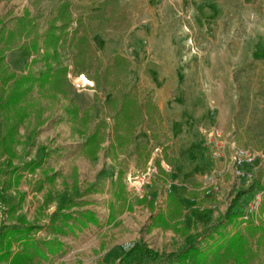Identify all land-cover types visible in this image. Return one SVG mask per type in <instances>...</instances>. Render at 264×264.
Segmentation results:
<instances>
[{"label": "rangeland", "instance_id": "obj_1", "mask_svg": "<svg viewBox=\"0 0 264 264\" xmlns=\"http://www.w3.org/2000/svg\"><path fill=\"white\" fill-rule=\"evenodd\" d=\"M64 1L70 3L71 25L68 43L58 48V65L67 69V96L34 88L19 103L23 120L0 112L3 132L13 121L16 128L15 145L0 152V264H135L122 259L135 242L162 254L175 252L187 233L201 232L239 189L249 190L254 182L260 188L246 193L240 209L264 215V0H118L129 26L117 30L104 24L90 36L102 64L84 72L73 68L70 35L77 16L93 14L102 0H0V50L6 55L0 73L1 68L14 74L44 68L41 36ZM24 13L39 35L34 52L33 35L24 36L16 22ZM7 31L14 38L7 39ZM114 54L130 65L117 82H107L100 74ZM128 91L136 92L143 107L151 102L154 119L142 120L130 141L120 145L113 128L116 108L107 103ZM70 97L80 116L90 115L87 131L104 121L94 160L82 149L87 133L74 129L86 127L72 124L65 111L72 106ZM143 136L147 142L137 143ZM164 142L178 157L175 164L163 158ZM233 146L251 151L252 161L242 166L251 177L235 173ZM189 168L206 186L176 185ZM169 192L178 198L179 210ZM90 211L96 223L83 221L81 214ZM73 218L82 243L65 245L56 255L53 247L49 259L38 255L37 245L44 241L34 238L67 231L71 237L63 227ZM87 221L93 224L84 227ZM9 229L20 233L9 239ZM23 252L29 259L15 263L14 255ZM251 264H264V247Z\"/></svg>", "mask_w": 264, "mask_h": 264}, {"label": "trees", "instance_id": "obj_2", "mask_svg": "<svg viewBox=\"0 0 264 264\" xmlns=\"http://www.w3.org/2000/svg\"><path fill=\"white\" fill-rule=\"evenodd\" d=\"M118 0H102L100 8L93 14L86 16H77L76 26L71 32L72 46L75 52L72 55V65L76 71L84 72L91 69L95 64H102L97 57V51L90 41V36L102 28L104 24L118 27L120 24L129 26L127 21L125 6L117 5ZM70 3L64 1L57 6V13L47 22V27L43 32L42 44L44 47V68L37 73L28 71L26 73L14 74L8 73L5 68L0 73L1 97L0 112L5 111L9 114L8 118H15L21 121L25 115V108L19 107V103L25 102L28 94L34 88L41 91V94L51 93L53 97L57 94L67 96L66 90V68L59 67L58 48L63 42H67L68 28L71 25L69 14ZM84 19V20H83ZM84 21V22H83ZM21 33L27 38L32 34V43L29 47L33 52L37 48L38 33L35 25L31 22L28 14H23L16 19ZM117 30H122L120 27ZM7 39L14 38L12 31H7ZM9 47V41H7ZM55 49L52 50L51 47ZM58 46V47H57ZM18 49H27L20 46ZM52 55V58L50 57ZM5 53L0 50V62L4 60ZM58 65V66H57ZM129 60L120 54H114L107 58L103 71L100 74L104 81L117 82L120 76L127 72L129 68ZM3 67V66H2ZM62 75H60V73ZM9 80H13L10 89L5 90ZM71 105H66L65 111L70 117L71 123H76L86 127L81 129L73 127L80 134L87 133L83 142V151L91 158L96 159L97 152L102 142L100 133L104 121H101L90 131H87L90 115L88 112L79 115V110L70 97ZM151 102H147L145 107L141 105L139 96L135 91L118 93L112 96L107 103L110 108L115 109L113 113V128L118 144H124L130 141L134 128L142 121L148 119L153 121V109ZM15 122L9 126L4 132L0 125V152L10 150L15 145ZM82 127V128H83ZM38 163V162H37ZM259 183L254 182L249 190L239 189L231 200L226 211L216 218L214 222L204 225V229L199 233H187L183 243L175 252L162 254L157 250H153L144 243H133L132 247L126 251L123 260L128 261L130 258L135 264H251L258 255L260 249L264 247V215L262 210L258 212L245 213L240 209V202L244 199L246 193L253 189H259ZM264 195V191H263ZM169 199L173 200L176 209L181 208V204L172 192L168 193ZM260 207L264 209V199H262ZM88 215V212L85 213ZM246 216V218H244ZM66 219L69 215L64 216ZM159 219L162 217L159 215ZM87 220L92 221L90 216ZM179 220H177V225ZM243 224L242 229L230 231L228 226L234 227ZM30 228L25 229L26 231ZM20 233L19 229H9L6 235L15 237ZM1 236V235H0ZM5 237V234L3 235ZM2 237V239H3ZM6 242L9 245L10 241ZM205 243V247L201 244ZM8 250L4 256L8 255ZM37 254L40 251L37 250ZM29 254L23 252L15 254L13 260L15 263L22 262L23 259H29Z\"/></svg>", "mask_w": 264, "mask_h": 264}, {"label": "crops", "instance_id": "obj_3", "mask_svg": "<svg viewBox=\"0 0 264 264\" xmlns=\"http://www.w3.org/2000/svg\"><path fill=\"white\" fill-rule=\"evenodd\" d=\"M156 106H158L157 109L162 112L163 109H162L161 105L157 104ZM139 142L145 143V142H147V139H145V137L143 136L141 139L139 138L137 143H139ZM167 144L168 143L164 142L163 146H162V152L166 156V157L164 156L163 158L164 159L165 158H169L171 160L174 159V163L173 164H175V162H177L175 160L178 159V157L176 158V156L174 154H170ZM141 153L143 155V149H141ZM160 166L162 167L161 162H160ZM191 173H192V169L189 168V172H182L181 174H179L177 176V178L180 180V183L179 184L177 183L176 185H180V186H192V185H195V186H206L205 182H203V180H201L195 174H193V176H191L192 175ZM182 181H184V182H182ZM176 185H174V186H176ZM151 187L153 188L154 186H151ZM164 187L166 188V186H164ZM170 191H171V189H170ZM165 192H166V190H165ZM90 212H91V214L88 212V215H86L85 212H83L81 214L84 217L83 221L84 222L86 221L85 217L90 216V217L94 218V220H92L93 223H96L97 222L96 219H95L96 215H94L92 213V211H90ZM73 217H75V214H73ZM89 223H92V222L87 221L86 223H84V227H86V225H88ZM77 224H78L77 221L74 222V218H73V221L72 220L68 221V225L63 227L64 229L66 228L67 230H71V235H72L71 237H68L67 234H70V232H68V231L66 232V234L63 233V235L58 234V233H56V234L52 233L51 234V233L45 232L44 234L42 233L43 236L41 238H39V239L38 238H34L38 233L33 234V236H34L33 238L36 239L37 242L38 241L39 242L40 241H44L43 244L37 245L36 250L40 251V254H38V255L44 257L45 259H49L48 256L52 257V256H54V255H56L58 253H62L63 249L66 248L65 245H72V243H76V241H78L77 242L78 244L82 243V240L84 239V236L81 238L80 232H78V230L74 226V225H77ZM75 232H76V236L74 235ZM87 235L90 236L91 233H89ZM56 239L58 240L57 242H56ZM53 247H55L58 250V251H54L55 252L54 255L49 254L50 249H53Z\"/></svg>", "mask_w": 264, "mask_h": 264}, {"label": "built area", "instance_id": "obj_4", "mask_svg": "<svg viewBox=\"0 0 264 264\" xmlns=\"http://www.w3.org/2000/svg\"><path fill=\"white\" fill-rule=\"evenodd\" d=\"M231 158H232L233 165L236 167L235 173L238 176L247 177L251 175L242 168V166L246 165V163L248 162H251L253 159L251 151L249 149L242 147V146H233ZM244 218H246V216H244ZM128 246L129 245L126 244L125 247H128Z\"/></svg>", "mask_w": 264, "mask_h": 264}, {"label": "bare ground", "instance_id": "obj_5", "mask_svg": "<svg viewBox=\"0 0 264 264\" xmlns=\"http://www.w3.org/2000/svg\"><path fill=\"white\" fill-rule=\"evenodd\" d=\"M109 47V46H108Z\"/></svg>", "mask_w": 264, "mask_h": 264}]
</instances>
